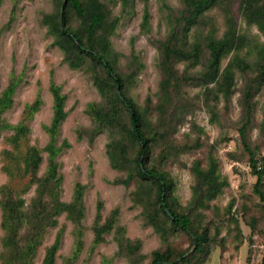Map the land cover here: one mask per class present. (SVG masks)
I'll return each mask as SVG.
<instances>
[{"label": "rangeland", "instance_id": "1", "mask_svg": "<svg viewBox=\"0 0 264 264\" xmlns=\"http://www.w3.org/2000/svg\"><path fill=\"white\" fill-rule=\"evenodd\" d=\"M100 1L109 10V18L118 19L109 39L117 53L116 66L125 80L126 93L141 109L150 106V117L155 120L162 77L159 47L171 27L178 26L183 1L130 0L125 7L120 0ZM224 1L207 11L203 23L190 31L187 43L197 41L203 46L200 63L178 61L174 65L180 76L189 75L190 79L170 89L171 102L162 114H166L167 123L171 122L170 127L152 146L148 165L163 169L171 176L178 202L188 208L195 182L192 165L198 160L200 167L206 168L212 155L220 177L226 182L217 197L193 210L196 227L206 226L210 237L207 250L194 259V264H261L264 204L253 189L256 176L241 143L239 128L244 120L245 86L256 84L259 77L260 55L256 43L264 42V35L256 25H247L241 19L238 0H229L230 8L248 44L232 51L222 60V66L237 53L251 69L235 72V84L228 99L205 95L204 85L197 80L207 59L206 34L211 30L215 38H220L226 30L223 9L227 0ZM145 5L149 16L148 25L143 29ZM55 8L54 0H0V93L12 77L20 79L12 96V106L1 116L12 125L24 122L28 127L18 145L10 140L12 129H0V264H43L46 250L57 234L60 245L54 264H150L152 252L167 247L174 254L184 251L190 255L192 243L184 232L169 230L164 238L146 223L142 206L132 198L136 179L128 185L115 182L125 177L126 171L110 164L107 144L113 132L104 128L92 139L89 137L92 120L86 107L89 103H101L102 96L93 83L92 72L86 67L70 68L63 61L62 51L53 44L42 18ZM51 83L60 86L65 95L66 117L56 135V145L62 144L54 158L53 179L56 180H51L52 186L46 187L43 179L48 175L50 159L43 148L50 140L46 127L53 113ZM37 97L39 108L27 118V106ZM263 97L264 86L252 98L254 113L245 133L258 159L264 157ZM158 130L163 131L159 127ZM119 138L127 146V156H134L137 146L127 138L124 129L120 130ZM31 146L40 150L41 159L35 173L24 171ZM260 164H263L261 160ZM79 185L82 186L79 200L83 215L78 222L69 217V212L62 211L54 214L53 223L46 224L41 232L26 223L27 215L40 211L41 202L53 198L55 188L58 199L67 204L75 201ZM13 209L23 216L15 226L10 215ZM7 217L12 222L6 219L5 223ZM108 221L112 226L104 228L100 240H95L97 224ZM9 225L10 228H4ZM128 242L138 244L130 255Z\"/></svg>", "mask_w": 264, "mask_h": 264}, {"label": "trees", "instance_id": "2", "mask_svg": "<svg viewBox=\"0 0 264 264\" xmlns=\"http://www.w3.org/2000/svg\"><path fill=\"white\" fill-rule=\"evenodd\" d=\"M120 1L123 7L128 6L130 2V0ZM182 1L183 9L177 18L178 26L171 27L170 34L159 47L162 77L159 89L158 116L155 120L150 117L152 111L150 106L141 109L126 93L125 80L116 66L117 53L113 51L109 39L118 19L117 17L109 18L110 12L104 3L100 0H54L55 10L45 14L42 18V23L47 26L48 32L53 37V44L63 53V61L72 69L86 67L92 72L93 83L102 96V102L89 103L86 107V112L92 120L91 128L88 130L89 137L92 139L104 128L113 132V136L107 144V155L113 168L126 171L125 177L118 178L115 182L128 185L133 179H136L137 188L132 192V198L142 206L146 223L160 231L164 238L169 230H177L184 232L191 240L193 252L190 255H186L184 251L174 254L167 247L164 250H154L151 254L150 264H194L196 261L194 259L207 250L210 242L208 228L206 226L196 227L193 210L204 207L207 201L217 197L226 182L220 177L212 155L209 156L206 168H201L200 162L196 160L191 168L195 179L192 186L191 203L188 208H184L174 194L175 184L171 176L163 169L148 165L152 146L158 139L163 138L164 133L170 127L171 122L167 123V119L164 117L166 114L162 115L167 112L166 105L171 102L170 89L177 88L182 82H187L190 79L189 75L180 76L178 74L174 68L175 63L183 61L195 65L201 61L203 46L197 41L187 43L190 31L194 26L203 23L207 11L225 2L224 0ZM238 5L241 19L247 25H256L264 35V0H238ZM224 6L226 30L220 38H215L211 30L206 34L204 48L208 51L207 59L203 65L204 70L197 80L204 85L205 95H212L215 98L221 96L228 99L235 84V72L251 69V66L237 53H233L228 62L222 66V60L232 51L240 50L248 44L246 35L241 32L235 16L231 12L229 0ZM148 16V8L145 5L141 22L143 29L148 25ZM176 27L179 29H175ZM256 47L258 55H260L259 77L256 84L245 86L242 98L245 108L244 120L239 128V137L248 155L252 172L256 176L254 192L264 204L262 189L264 157L260 159L256 157V152L247 143L245 134L254 113L255 105L252 98L264 86V42H257ZM19 82L18 77H12L0 93V129L13 130L14 133L10 140L15 145H18L19 140L25 137L28 127L24 122L12 125L1 115L12 106V96ZM210 83L213 86H209ZM49 90L52 95L53 113L50 124L46 127L50 140L43 148L50 159L48 175L43 179L46 187L52 186L51 180H56L53 179L55 178L56 165L54 158L62 149V144L56 145L55 143L56 135L60 124L66 117L65 95L61 93L60 86L51 83ZM39 105L40 99L37 97L32 105L27 106L29 109L27 118L38 110ZM262 109L264 113V97ZM261 125L263 127L264 120ZM158 127L163 131L158 130ZM121 129H124L127 138L137 146L136 154L132 157L127 156V146L119 138ZM40 159L39 149L34 146L28 148L24 171L35 173ZM260 160L263 164H260ZM78 187V196L75 201L67 204L58 199V191L55 188L53 198L48 197L45 202H41L40 211L27 215L26 223L41 232L46 224L53 223V215L62 211L69 212V217L78 222L83 215V206L79 200L82 186ZM99 207H101V202L98 203ZM116 213L115 210L114 216ZM12 214L10 215L14 220L13 226L23 220L20 211L13 209ZM11 217L5 218L4 222L6 223V219L12 222ZM166 224H169L168 228ZM10 225L4 228L8 229L11 227ZM111 226V221L103 225L97 224L95 240H100L103 229L107 230ZM117 230L121 232L118 227ZM136 243H126L127 254L135 252L138 248ZM59 245L60 235L57 234L52 245L46 250L43 264H54ZM261 264H264V255Z\"/></svg>", "mask_w": 264, "mask_h": 264}]
</instances>
